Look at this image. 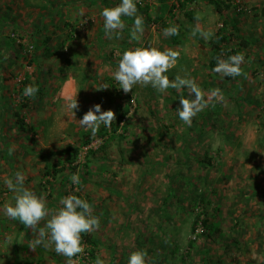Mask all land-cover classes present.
Returning <instances> with one entry per match:
<instances>
[{
  "label": "rangeland",
  "instance_id": "rangeland-1",
  "mask_svg": "<svg viewBox=\"0 0 264 264\" xmlns=\"http://www.w3.org/2000/svg\"><path fill=\"white\" fill-rule=\"evenodd\" d=\"M118 3L0 0V264H66L53 246L29 247L47 217L34 231L4 215L3 205L14 203L4 181L17 171L48 208L73 193L99 217V227L88 233L93 244L81 241L84 250L73 264H94L97 255L104 264H127L137 249L149 264H264L261 10L251 0H136L144 31L134 39L133 17H122L125 27L111 35L104 31L99 13ZM234 20L246 45L234 35ZM173 25L176 34L165 36L163 29ZM219 33L231 35L221 40L219 59L244 55L239 76L212 71ZM139 46L179 53L167 75L192 78L208 101L191 126L176 113V90L119 88L113 73L120 55ZM29 84L38 89L31 97L22 91ZM217 88L223 99L212 96ZM75 96L73 113L68 100ZM97 103L115 119L92 136L79 119ZM68 144L79 148L76 156L65 152ZM72 173L79 185L70 182ZM202 199L219 229L209 235L201 222L192 229L197 213L205 217Z\"/></svg>",
  "mask_w": 264,
  "mask_h": 264
},
{
  "label": "clouds",
  "instance_id": "clouds-1",
  "mask_svg": "<svg viewBox=\"0 0 264 264\" xmlns=\"http://www.w3.org/2000/svg\"><path fill=\"white\" fill-rule=\"evenodd\" d=\"M103 18V28L107 35L125 27L122 17H133V25L130 35L138 39L144 31V21L141 15L137 14L136 0H119V3L112 7H104L100 11ZM165 36L175 35L176 26H169L163 29ZM205 37L207 33H203ZM179 53L173 49L161 50L153 46H139L125 49L118 61V67L113 73L114 80L124 92L133 89L134 85H151L158 93H164L171 88L179 94V106L176 113L184 124L191 126L193 117L202 111L208 101L204 98L201 89L192 78L176 74L171 79L167 72L176 63ZM244 61L242 53L228 56L226 59H217L213 72L221 73L222 77L239 76L242 72L241 63ZM182 89L193 93V97L185 96ZM23 94L31 97L38 91L35 85L24 86ZM212 96L223 99L220 89H214ZM68 107L72 110L78 107L76 96L69 98ZM74 113V112H73ZM115 119L111 109L101 110L100 104L92 105L79 119L82 128L89 129L91 135L95 136L101 126L108 128ZM12 149H9L11 152ZM24 173L17 171L14 180H5L14 203L3 205L4 215L13 220H18L25 227L37 230L38 222L47 217L46 223L39 227L38 237L34 238L29 247L35 249L37 245L48 247L53 246L58 254L66 257V264H73V257L82 253L84 246L81 242L82 233H91L99 227V217L92 214L90 203L84 198L69 193L59 199L55 209L46 206L43 194L37 195L33 190L24 186ZM70 182L73 185L81 183L78 173H72ZM94 264H104V260L97 255ZM127 264H149L147 253L142 249L131 251L127 258Z\"/></svg>",
  "mask_w": 264,
  "mask_h": 264
},
{
  "label": "trees",
  "instance_id": "trees-1",
  "mask_svg": "<svg viewBox=\"0 0 264 264\" xmlns=\"http://www.w3.org/2000/svg\"><path fill=\"white\" fill-rule=\"evenodd\" d=\"M226 2V1H224ZM184 4V3H182ZM231 4L228 3V6H230ZM216 9L218 11H222L223 7H222V4L220 3H216ZM261 14L264 15V6L262 7L261 9ZM236 20H234V35L235 36H239V45H246L248 43V41L245 39V37H242L240 36V32H239V27L236 25L235 23ZM220 32H222V30H220ZM231 35L230 36H227V35H222V33H219V40H218V43L220 44L221 40H228L230 39ZM218 43L216 44H213L214 46L213 47V55H214V61H217V59L220 58V55L222 54V52L224 51V48L223 46H221V44L219 45ZM219 108V104H217L216 106H214V112L215 113H218L217 109ZM216 109V110H215ZM13 115H14V118H15V122L20 126V127H24L25 126V122H24V119H23V115L21 114V111L19 109H15L14 112H13ZM78 151H79V148H76V147H73L71 144H68L67 147L65 148V152H67L68 156L71 155L72 157L76 156V154H78ZM42 158L45 160L46 159V154H42ZM202 161H204V159H202ZM208 165H210L208 163ZM201 203H202V206H203V213L205 215V217L203 215H201V213H197L195 215V219H194V226H193V232L196 231L197 227V223L198 222H201L203 227L205 228L204 229V233L209 235L211 233L212 230H216L218 231V227L215 226L213 220L211 219V217H208L207 215H209L208 211L205 209L206 208V205H205V199H202L201 200ZM81 237H82V240L83 242H86L87 244H93L94 242V239L91 238V236L88 234V233H82L81 234ZM17 246V245H16Z\"/></svg>",
  "mask_w": 264,
  "mask_h": 264
},
{
  "label": "crops",
  "instance_id": "crops-1",
  "mask_svg": "<svg viewBox=\"0 0 264 264\" xmlns=\"http://www.w3.org/2000/svg\"><path fill=\"white\" fill-rule=\"evenodd\" d=\"M254 1L255 4L258 6L257 8H259L260 10L262 9V7L264 6V0H251V2ZM255 8V9H257ZM257 12H258V9H257ZM260 16L262 18H264V15L261 14V11H260ZM5 113L4 109H2V107L0 106V116Z\"/></svg>",
  "mask_w": 264,
  "mask_h": 264
},
{
  "label": "built area",
  "instance_id": "built-area-1",
  "mask_svg": "<svg viewBox=\"0 0 264 264\" xmlns=\"http://www.w3.org/2000/svg\"><path fill=\"white\" fill-rule=\"evenodd\" d=\"M241 8V7H240ZM84 255H85V257H89V251H86L85 253H84Z\"/></svg>",
  "mask_w": 264,
  "mask_h": 264
}]
</instances>
